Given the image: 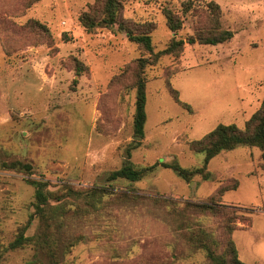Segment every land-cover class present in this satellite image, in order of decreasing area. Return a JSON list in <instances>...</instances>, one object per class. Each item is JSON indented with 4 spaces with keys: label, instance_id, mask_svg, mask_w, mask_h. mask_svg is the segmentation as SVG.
Wrapping results in <instances>:
<instances>
[{
    "label": "rangeland",
    "instance_id": "374dc122",
    "mask_svg": "<svg viewBox=\"0 0 264 264\" xmlns=\"http://www.w3.org/2000/svg\"><path fill=\"white\" fill-rule=\"evenodd\" d=\"M209 1L219 3L222 28L234 35L189 42L213 25ZM94 6L101 10L98 0H0V264H213L198 240L210 238L225 255L230 217L240 259L264 264L258 146L222 150L207 164L209 178L158 165L137 181L108 179L128 160L202 166L205 153L192 140L220 123L246 126L264 100V0H126L125 25L89 31L80 17ZM166 8L181 17L178 31ZM128 26L149 29L162 52L144 72V136L134 126L135 64L149 53ZM174 36L185 44L168 52ZM77 61L87 67L80 74ZM30 179L48 182L43 211ZM224 185L229 190L218 194ZM213 194L230 209L186 203ZM22 232L32 239L12 248Z\"/></svg>",
    "mask_w": 264,
    "mask_h": 264
},
{
    "label": "trees",
    "instance_id": "16d2710c",
    "mask_svg": "<svg viewBox=\"0 0 264 264\" xmlns=\"http://www.w3.org/2000/svg\"><path fill=\"white\" fill-rule=\"evenodd\" d=\"M125 1L126 0H98V5L101 4V10H98L94 6V8H92L93 13L90 11L83 12L80 20L89 31L95 29L96 26L103 23L111 24L118 22L121 24V26H123L125 25V23L124 21H122V12ZM186 4L187 3H185V10H191L192 6ZM206 5L207 9L209 10L210 17L213 20V25L207 27L206 29L203 28V30H201V32H199L196 37H189L187 40L193 43L198 39L202 43L217 44L231 39L234 35L233 31L230 29L222 28L220 21L222 11L219 3H217L216 1H209ZM165 13L167 16L169 27L174 31H178L183 24L181 17L176 13V11H173V9L171 8H166ZM127 31L131 34V39L140 44L149 53L148 56L139 57L136 60L135 64V84H138V92L134 126L136 134L144 136V126L147 120V79L144 75V72L149 64H153L158 61L162 52L154 51L152 37L149 29L137 31V29H135L134 27L128 26ZM184 44L185 40L183 38H177L176 36H174L170 41L169 46L165 50H167L168 52L180 51L182 50ZM86 68L87 67L83 62L77 61L76 71L78 74L82 73ZM184 105L188 106L187 103H184ZM190 145L193 150L205 153L204 164L202 166L188 168L182 166L177 160H173L171 162L160 160L151 165L138 167L134 165L132 161L128 160L123 164L121 168L111 171L108 175V179L115 180L123 178L130 181H137L154 171L158 165L174 169L183 178L188 179L195 174H203L205 178H209L211 173L207 170V164L210 162V160L222 150H230L239 145L258 146L259 148H261L264 166V100L261 104V107L251 116L244 128L239 127L235 123H220L201 139L192 140ZM130 156L131 152L128 151V157ZM12 165H18L21 168L25 169H29L30 167V164L21 162H14L12 163ZM29 181L36 187L35 197L38 202L37 206L40 210L43 211L44 205L45 203H47L48 196L51 193L47 189L48 182L44 181L43 179H30ZM99 189V187L94 188V195L97 193L96 190ZM227 190H229V187L227 185H224L220 186L217 189V192L218 194H223ZM159 197H161V200L163 201L166 200L162 196ZM159 199L160 198H158V200ZM186 203L198 207L201 211L207 210L218 213L220 211L219 206L230 209V207L224 206L218 200H216V194H213L210 198L203 201H198L196 203ZM227 213L228 212H226V214ZM231 218L232 217L228 218L227 223L225 224V230L228 236L227 248L224 252L225 255L217 254L214 249L210 247L208 243H214L213 240L210 241V238L207 241L204 240V237H202L198 240V242H201V246L207 249L208 256L213 264H250L240 259L235 242L231 238V234L235 228L233 225L234 220H232ZM29 239H32V237L25 236L22 232L18 236V238L11 243V247L14 248L24 245Z\"/></svg>",
    "mask_w": 264,
    "mask_h": 264
}]
</instances>
